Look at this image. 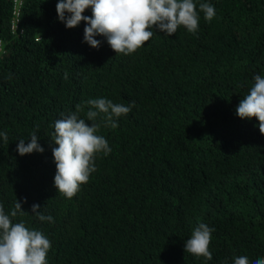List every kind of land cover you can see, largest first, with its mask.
<instances>
[{
    "label": "trees",
    "instance_id": "1",
    "mask_svg": "<svg viewBox=\"0 0 264 264\" xmlns=\"http://www.w3.org/2000/svg\"><path fill=\"white\" fill-rule=\"evenodd\" d=\"M58 0H26L12 31L13 0H0V205L51 240L48 264H232L264 256V135L235 109L264 75V0H210L199 28L157 31L130 55L83 42ZM199 0H197V10ZM84 15L91 16V10ZM135 107L118 127L101 124L112 151L72 198L54 187L55 120L89 99ZM99 122V118L97 119ZM89 125L90 121H86ZM36 132L43 153L21 157ZM33 204L54 223L31 215ZM213 227L212 259L184 251L199 223Z\"/></svg>",
    "mask_w": 264,
    "mask_h": 264
},
{
    "label": "clouds",
    "instance_id": "2",
    "mask_svg": "<svg viewBox=\"0 0 264 264\" xmlns=\"http://www.w3.org/2000/svg\"><path fill=\"white\" fill-rule=\"evenodd\" d=\"M89 9L91 16L84 15ZM198 9L197 0H58L56 4L58 21L66 29H73L83 21V42L98 49L102 40L97 37H101L116 55L133 54L157 31L172 36L183 27L188 33H195L199 28L200 12L209 22L216 15L210 0H199ZM253 79L254 83L236 107L235 114L241 120L255 117L264 135V75L257 74ZM86 104V118H80L77 105V111L52 124L54 187L66 198H72L96 171L95 156L101 153L108 156L112 151L107 139L98 134L101 124L116 128L119 118L135 107V101L114 103L104 97L89 99ZM7 142V131L0 130V143ZM16 150L21 157L44 151L36 132H32L27 141L20 139ZM18 214L28 213L17 200L9 212L0 205V264H48L51 240L41 230L28 228L22 220L14 222ZM31 215L40 222L54 223V217L43 214L37 204L32 205ZM214 231L208 224L199 223L184 240V251L211 260L209 245ZM232 264H264V256L252 260L246 255L234 256Z\"/></svg>",
    "mask_w": 264,
    "mask_h": 264
},
{
    "label": "built area",
    "instance_id": "3",
    "mask_svg": "<svg viewBox=\"0 0 264 264\" xmlns=\"http://www.w3.org/2000/svg\"><path fill=\"white\" fill-rule=\"evenodd\" d=\"M25 1L26 0H13V20L11 28L13 33H16L19 30L21 21V11Z\"/></svg>",
    "mask_w": 264,
    "mask_h": 264
}]
</instances>
